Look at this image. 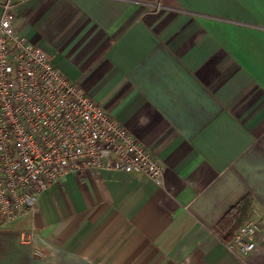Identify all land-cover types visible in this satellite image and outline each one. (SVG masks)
<instances>
[{"label": "crops", "instance_id": "1", "mask_svg": "<svg viewBox=\"0 0 264 264\" xmlns=\"http://www.w3.org/2000/svg\"><path fill=\"white\" fill-rule=\"evenodd\" d=\"M13 3L16 30L164 172L65 174L0 225V264H264V0ZM244 198L247 254L215 230Z\"/></svg>", "mask_w": 264, "mask_h": 264}, {"label": "built area", "instance_id": "2", "mask_svg": "<svg viewBox=\"0 0 264 264\" xmlns=\"http://www.w3.org/2000/svg\"><path fill=\"white\" fill-rule=\"evenodd\" d=\"M13 5L0 0V225L70 172L122 170L161 184L164 166L153 152L16 30ZM259 230L248 219L227 248L249 253Z\"/></svg>", "mask_w": 264, "mask_h": 264}, {"label": "trees", "instance_id": "3", "mask_svg": "<svg viewBox=\"0 0 264 264\" xmlns=\"http://www.w3.org/2000/svg\"><path fill=\"white\" fill-rule=\"evenodd\" d=\"M245 201V198L240 200L239 204L234 206L216 227V232L222 236L224 242L230 241L235 230L240 226V223L237 224L238 222L236 221L240 220L245 212L247 207V202Z\"/></svg>", "mask_w": 264, "mask_h": 264}]
</instances>
